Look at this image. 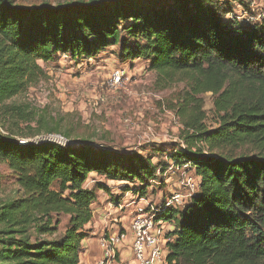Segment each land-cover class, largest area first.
<instances>
[{
    "label": "trees",
    "instance_id": "1",
    "mask_svg": "<svg viewBox=\"0 0 264 264\" xmlns=\"http://www.w3.org/2000/svg\"><path fill=\"white\" fill-rule=\"evenodd\" d=\"M233 3L247 6L244 0L54 6L0 0V165L17 186L13 196L0 197V264H81L83 241L96 237L87 226L97 191L112 195L105 183L87 187L90 175L144 196L170 162L193 169L199 189L184 207L159 215L174 226L166 263L264 264V15L237 18ZM109 47L184 84L174 108L185 148H155L166 157L155 165L140 152L72 143L69 133L66 146L20 144L29 135L59 132L29 105L10 103L44 78L38 62L58 54L89 59ZM208 93L214 126L203 110ZM4 179L0 173V192Z\"/></svg>",
    "mask_w": 264,
    "mask_h": 264
},
{
    "label": "rangeland",
    "instance_id": "2",
    "mask_svg": "<svg viewBox=\"0 0 264 264\" xmlns=\"http://www.w3.org/2000/svg\"><path fill=\"white\" fill-rule=\"evenodd\" d=\"M14 1L21 5L47 2L54 6L76 0ZM244 1L246 8L238 3L232 5L237 18L253 20L264 15V0ZM38 64L44 71V78L10 103L29 105L48 125H58L57 135L63 137L69 133L72 143L83 139L115 150L140 152L150 157L155 165L166 160L162 153L153 151L155 148L164 152L174 145L183 144L180 138L184 129L182 119L174 105L184 84L175 78L151 72L146 60L125 61L118 47H109L89 59L77 61L58 54L54 61H39ZM117 70L122 71L124 77L120 83L113 84L110 81L111 74ZM203 100L206 124L214 126L211 94H205ZM35 126L34 123L30 125L31 128ZM42 136L44 133L29 135L20 142L39 140ZM165 172L156 181L159 185L152 183L144 195L156 208H160L162 200L174 193L190 195L184 186L186 177L199 180L189 167ZM0 173L5 177L0 197L13 196L17 190L14 179L3 165H0ZM102 180L93 174L87 181L89 188L96 183H105L110 188L112 195L97 191V198L102 200L99 208L108 202L113 203L115 197L129 200L131 195L122 190L127 184L108 185L107 181ZM61 222L59 235L63 233L67 217H62ZM165 231L169 232L168 223ZM96 233V237L102 235L101 230Z\"/></svg>",
    "mask_w": 264,
    "mask_h": 264
},
{
    "label": "built area",
    "instance_id": "3",
    "mask_svg": "<svg viewBox=\"0 0 264 264\" xmlns=\"http://www.w3.org/2000/svg\"><path fill=\"white\" fill-rule=\"evenodd\" d=\"M123 77L124 73L117 70L111 74L110 81L118 84ZM34 142H50L60 146L70 143L57 134L44 135ZM180 148L185 147L181 144ZM186 167V165L177 166L170 162L166 171L172 172ZM184 186L188 188L190 195L174 193L162 200L160 208L153 206L144 196L128 192L131 195L129 200L125 201L126 198L117 197L113 203H106L102 209L105 216L103 221H97L93 211L90 223L92 229L95 232L102 231V235L96 237V245L100 251L96 264H167L166 245L169 239L165 231L166 223L159 219V215L163 209H179L185 206L198 192L199 180L186 177ZM121 219H125L127 223ZM126 250L127 258L123 256Z\"/></svg>",
    "mask_w": 264,
    "mask_h": 264
},
{
    "label": "crops",
    "instance_id": "4",
    "mask_svg": "<svg viewBox=\"0 0 264 264\" xmlns=\"http://www.w3.org/2000/svg\"><path fill=\"white\" fill-rule=\"evenodd\" d=\"M106 183L108 185L126 184L124 182H113V181H107ZM101 201L102 200L100 198H97L96 201L91 205L92 210L95 211L96 220L99 222L103 221L105 217L104 212L102 210L104 206L101 208L98 207L99 203H102ZM122 220L124 223H127L125 219H121V221ZM87 228L92 230V236H97V234H95L96 232L93 231L91 224H89ZM173 230H174V226L168 224V231L171 232ZM99 256H100V251L96 245V237H90V238L85 239L83 241V251L80 253L81 264H96L97 260L99 259ZM123 256L127 258L128 256L127 250L123 252Z\"/></svg>",
    "mask_w": 264,
    "mask_h": 264
}]
</instances>
